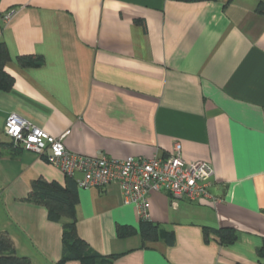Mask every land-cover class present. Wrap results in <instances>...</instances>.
<instances>
[{"label":"crops","instance_id":"crops-1","mask_svg":"<svg viewBox=\"0 0 264 264\" xmlns=\"http://www.w3.org/2000/svg\"><path fill=\"white\" fill-rule=\"evenodd\" d=\"M261 2L0 0V41L14 78L0 90V232L18 255L34 264L61 259L62 223L27 197L34 180L64 186L67 175L13 146L4 132L11 113L67 133L66 148L78 154L165 157L179 141L185 160L213 165L210 196L151 192L155 240L143 238L141 215L118 182L79 186L78 233L100 254H120L114 264H264ZM21 55L44 63L22 67ZM120 227L131 234L119 236ZM221 228L237 240L222 243Z\"/></svg>","mask_w":264,"mask_h":264},{"label":"built area","instance_id":"built-area-1","mask_svg":"<svg viewBox=\"0 0 264 264\" xmlns=\"http://www.w3.org/2000/svg\"><path fill=\"white\" fill-rule=\"evenodd\" d=\"M12 12L4 19L10 20ZM5 134L16 148H22L44 157L59 167L66 175L75 176L80 187H104L118 182L123 201L132 203L141 218H149V196L151 192H169L175 200H198L210 196L208 188L215 174L214 167L207 161L189 162L182 155V144L177 141L168 156H108L78 154L65 145L67 133L54 136L44 128L33 124L17 113L7 116Z\"/></svg>","mask_w":264,"mask_h":264},{"label":"trees","instance_id":"trees-1","mask_svg":"<svg viewBox=\"0 0 264 264\" xmlns=\"http://www.w3.org/2000/svg\"><path fill=\"white\" fill-rule=\"evenodd\" d=\"M196 2L204 0H179ZM264 13V3L257 8ZM11 60V54L4 41H0V90H11L14 85L13 76L6 70L7 63ZM18 63L22 67H38L44 63V59L36 55H21ZM78 182L75 176H66V184L63 186L56 181L38 178L32 182L31 192L27 200L43 205L48 210L50 220L61 222L62 256L57 264H65L68 261H78L79 264H114L120 254L102 255L94 250L88 242L80 237L77 229V205L79 203ZM132 230L119 228V236L131 234ZM206 231V230H205ZM141 232L144 239H158L160 237L159 226L150 218H141ZM206 233V232H205ZM219 237L222 243L230 244L237 240V233L231 228L219 229ZM167 239L173 243L174 234H167ZM264 255V246L259 250ZM0 264H34L28 257L17 254L12 238L7 232H0Z\"/></svg>","mask_w":264,"mask_h":264},{"label":"water","instance_id":"water-1","mask_svg":"<svg viewBox=\"0 0 264 264\" xmlns=\"http://www.w3.org/2000/svg\"><path fill=\"white\" fill-rule=\"evenodd\" d=\"M215 186H209V188H208V191L210 192V193H215Z\"/></svg>","mask_w":264,"mask_h":264}]
</instances>
